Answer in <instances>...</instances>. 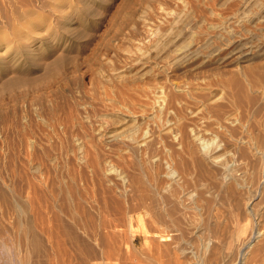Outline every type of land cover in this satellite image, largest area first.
Returning a JSON list of instances; mask_svg holds the SVG:
<instances>
[{
  "label": "rangeland",
  "instance_id": "1",
  "mask_svg": "<svg viewBox=\"0 0 264 264\" xmlns=\"http://www.w3.org/2000/svg\"><path fill=\"white\" fill-rule=\"evenodd\" d=\"M243 2L0 0V264H207L243 230L264 55L213 52L264 43V0ZM261 206L246 264H264Z\"/></svg>",
  "mask_w": 264,
  "mask_h": 264
},
{
  "label": "bare ground",
  "instance_id": "2",
  "mask_svg": "<svg viewBox=\"0 0 264 264\" xmlns=\"http://www.w3.org/2000/svg\"><path fill=\"white\" fill-rule=\"evenodd\" d=\"M243 3L247 6L245 8H248V6H251L249 8H252V6L257 5V0H244ZM242 8H243V6H242ZM242 11H244V10H242ZM261 13H264V7H263ZM179 18H181V17H179ZM168 32H169L168 34H171L170 31H168ZM249 33H247L245 38L244 37L238 38L236 40H233L231 43L228 42L229 44H227L224 47L215 48V50L213 51L216 55L215 62L228 65V64L235 62V61H239V62L241 61V62H245L244 67H248L249 71L253 70L252 69L253 66H249V64L251 63L252 60L264 55V43L262 45H259V46L256 45V47L255 46L253 47L252 41L258 34L257 33H251V35H250ZM162 47H164V46H162ZM209 47H211V39H207L202 44L194 45L187 50L184 49L185 51L182 54L180 53L179 56H176V57L174 56L175 58H173L172 62H174V63H177L179 61L187 62L186 60H188L189 58L191 60V58H193L192 56H194V55H197V57H198V55H200L199 53L202 50H204L206 48L208 49ZM154 48H155V46H154ZM179 64H181V63H179ZM263 93H264V91H263ZM70 118H71V115H70ZM131 126H132V124H131ZM249 143L251 144V147L253 148L254 153L256 154V157H258L260 159L262 157H264V128H263L262 133L260 131H258V132L254 131L249 137ZM229 152L230 151H224L223 153H221L220 155H218L216 157L213 156L212 162L218 163L217 165H220L219 163H221V166H222V167H220L222 169L221 174H223L222 176H224V178H226L227 180L232 178L233 183H238L240 181L239 177H241V176H239V177L236 175L233 176L232 175L233 168L230 167L229 165H225L226 163L224 164L221 161L223 159L222 156L224 155L223 157L225 159V156L227 154H229ZM86 153H87L88 157L91 158V159H89V162L95 164L96 163V157L94 156V153L91 154L88 151ZM89 153L91 155H89ZM227 157H229V156L227 155ZM260 173H261V167L254 169L253 172H251V174L245 173V175L242 177L243 178L242 180L244 181V182H242L243 187H245L247 192H249V193L254 192V194H250L247 196L242 195V197H240L237 200V207H239L240 212L242 214H244L243 216L245 217V221H246L245 226H244V224H242V226L244 228L241 227V229L243 228V230L238 231L237 233H234L235 231L233 232L230 229H228L225 232V235L220 239L218 249L216 251L214 250V253L216 252V255H214L212 252L213 258L208 260L206 262L207 264H246L247 258H245V255H247V253H249V250L254 245L253 241L261 236V232L259 231L258 225L260 224L259 222H261L260 221L261 216H263V211H262L261 205H262L263 193H264V182L261 181ZM167 178L170 181H174L175 179H177V175L175 174L174 171L170 170V171H168ZM167 184H168V182H167ZM185 196L191 197L190 192H187L185 194ZM237 229H239V228H237ZM198 230H199V228H198Z\"/></svg>",
  "mask_w": 264,
  "mask_h": 264
}]
</instances>
